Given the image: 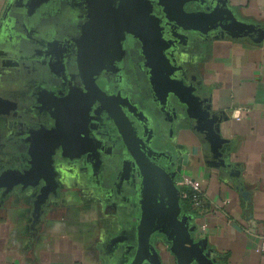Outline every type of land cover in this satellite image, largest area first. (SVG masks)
<instances>
[{"label": "crops", "instance_id": "obj_1", "mask_svg": "<svg viewBox=\"0 0 264 264\" xmlns=\"http://www.w3.org/2000/svg\"><path fill=\"white\" fill-rule=\"evenodd\" d=\"M22 1L0 0V97L13 102L24 97L33 78L20 61L42 48L23 35L25 21L18 13ZM228 5L240 20L264 25V0H229ZM190 33L175 57L195 94L207 98L210 110L222 117L220 134L227 140L222 160L175 98L177 118H155L154 148L178 169L179 190L192 192L179 184L183 177L199 186L203 207L189 204L187 209L195 210L190 221L195 237L215 261L264 264L256 251L264 230V38H232L221 30ZM12 55L20 62L15 67L9 66ZM22 113H0V173L28 167L27 119ZM122 168L120 160L108 162L95 176L91 165L84 168L75 158H58V186L37 218L33 202L38 187L22 190L18 185L8 193L0 189V264H129L134 251L128 255L118 238L126 226L137 230L142 185L124 192L134 202L130 209H112L104 197ZM151 243L162 264H177L164 235L154 233Z\"/></svg>", "mask_w": 264, "mask_h": 264}, {"label": "water", "instance_id": "obj_2", "mask_svg": "<svg viewBox=\"0 0 264 264\" xmlns=\"http://www.w3.org/2000/svg\"><path fill=\"white\" fill-rule=\"evenodd\" d=\"M23 1L32 10L50 0ZM228 1L87 0L89 14L81 30L76 54L79 76L92 97L113 119L126 148L137 163L142 185L136 244L129 264H162L158 255L153 254L155 248L151 237L156 232L164 235L169 242V249L175 255L177 264L218 263L204 242L195 237L196 226L190 223L192 215L183 212L180 190L175 180L178 169L171 171L149 151L142 149L139 142L142 136L137 135L132 127L133 122L124 112L123 104L107 95L95 82L96 70L92 66L94 43L102 40L103 55H111L121 48L125 33L136 38L140 42V54L148 70L150 87L159 105L164 108L170 105L173 118L178 116L177 107H171L169 96L184 105L188 117L195 122L194 128L203 134L212 153L222 160V147L227 142L220 134L222 117L210 110L208 99L195 94L196 88L192 81L184 78L182 67L177 64L175 57L177 51L175 54L173 52L177 50L176 46L171 41L179 32L184 36L180 45H184L188 40L187 32L208 35L211 31L221 30L232 38L249 37L260 42L264 38V25L240 20L229 7ZM190 4L193 7L188 9ZM155 8H159V12H155ZM165 27L169 29L167 32ZM166 34L171 37L167 38ZM14 104L0 97V113H9ZM141 113L148 121L152 120ZM72 131V124L57 120L54 127L45 128L37 134V139L35 137L30 140L27 168L6 169L0 173V189L5 193L18 185L22 190L28 187L39 188L33 202L35 218L39 216L41 206L49 194L56 191L58 184L54 155L57 149L63 150L64 145L71 142ZM221 163L224 164L223 161Z\"/></svg>", "mask_w": 264, "mask_h": 264}, {"label": "flooded vegetation", "instance_id": "obj_3", "mask_svg": "<svg viewBox=\"0 0 264 264\" xmlns=\"http://www.w3.org/2000/svg\"><path fill=\"white\" fill-rule=\"evenodd\" d=\"M87 7V0H50L32 10L25 6L24 1L19 3L18 13L25 21L23 35L42 48L29 53L28 58L25 57L26 61H20L33 77L30 79L31 88L24 97L14 99L15 104L9 113L16 116L23 112L26 117L24 139L28 146L30 140L35 137L37 139V134L45 128L54 127L57 120L73 125L74 132L72 131L70 139L73 138L64 145L63 150H56L55 161L63 156L75 158L84 168L91 165L95 176L96 170H102L108 162H123L118 179L113 180L105 189L104 197L112 209L126 210L134 202L129 201L130 197L124 192L141 189L137 163L126 148L113 119L81 81L77 67V47L89 14ZM188 7L190 9L193 5ZM158 10L159 8H155V12H159ZM168 30L165 27V31ZM166 37L170 38L171 35L166 34ZM183 40L184 36L179 32L171 41L177 49H174V54ZM92 54L97 85L107 95L116 98L119 104H123L124 112L133 122L132 127L137 135L142 136L139 141L142 149L149 151L161 164L174 171L166 153L154 148L158 126L155 118L168 120L173 117L170 105L166 108L159 105L157 96L150 87L148 70L144 67L140 54V42L125 33L121 48L111 55H103V42L96 40ZM11 57L9 66L15 67V63H20L15 55ZM184 78L190 81L186 75ZM56 97L65 99L58 100ZM169 98L173 107L174 98ZM141 112L145 115L148 113L147 116L152 120L148 121ZM136 208L141 213V209L138 206ZM134 236V231L126 226L124 234L118 238L125 242L128 255L134 251Z\"/></svg>", "mask_w": 264, "mask_h": 264}, {"label": "built area", "instance_id": "obj_4", "mask_svg": "<svg viewBox=\"0 0 264 264\" xmlns=\"http://www.w3.org/2000/svg\"><path fill=\"white\" fill-rule=\"evenodd\" d=\"M179 184L188 185L192 189V192H188L186 190H180V197L189 198L194 208L196 209L202 208L203 201L201 198V190L199 186L189 177H183L180 180ZM256 251L264 256V230L260 233L259 243L256 246Z\"/></svg>", "mask_w": 264, "mask_h": 264}, {"label": "trees", "instance_id": "obj_5", "mask_svg": "<svg viewBox=\"0 0 264 264\" xmlns=\"http://www.w3.org/2000/svg\"><path fill=\"white\" fill-rule=\"evenodd\" d=\"M181 204H182V209H183V212L186 213V214H189V215H192V219L194 217V215L196 214L195 210L192 209L191 212L188 211L187 209V206L190 204L191 205V200L189 198H181ZM189 205V206H190ZM188 206V207H189ZM191 219V220H192Z\"/></svg>", "mask_w": 264, "mask_h": 264}]
</instances>
